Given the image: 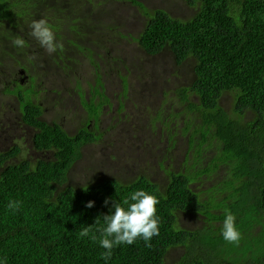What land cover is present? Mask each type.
Returning a JSON list of instances; mask_svg holds the SVG:
<instances>
[{"label":"trees","instance_id":"obj_1","mask_svg":"<svg viewBox=\"0 0 264 264\" xmlns=\"http://www.w3.org/2000/svg\"><path fill=\"white\" fill-rule=\"evenodd\" d=\"M129 1L146 14L144 28L138 38H133L138 46L149 55L169 48L179 63L191 59L196 76L190 87L177 90L176 100L163 101L160 114L150 117L152 125L159 119L164 123L165 117L167 133L173 136V128L182 131L178 122L183 114L187 126L182 134L189 137V142L198 137L201 139L198 144L203 148L205 141L217 142V155L205 166L204 149L197 147L198 167L188 169L187 164H171L164 184L155 181L148 172L131 178V172L126 171L125 176L78 185L70 173L82 157L83 144L95 141V136L86 130L72 135L58 121L52 124L42 120L43 96L39 92L21 84L11 88L4 83L0 92L13 94V100L22 102L23 121L37 130L36 148L54 151L55 155L51 160L36 162L24 155L15 162L12 158L19 155L17 147L0 152V258L6 264H165L171 250L182 246L183 253L171 264H262L264 0H187L198 7L196 14L187 20L173 17L162 8H149L139 0ZM38 3L48 4V1L0 0V54L2 51L14 54L10 45L23 51V62L29 73L32 64L27 52L36 43L30 39L27 42L25 35L31 32L29 25L33 20L45 19L61 37L68 30L66 25L70 30L77 27L71 16L68 15L71 20L61 18L59 9L34 8ZM59 3L57 0L56 4ZM17 37L24 39V47L14 46ZM94 54L92 51L90 58L99 63ZM18 60L15 57L10 62L19 63ZM7 71L6 57H0V78ZM228 92L234 96L232 108L221 103ZM4 102L8 105V100ZM167 102L171 108L177 104H183L184 108L175 116L167 117L163 108ZM89 112L96 114L93 104ZM249 113L253 114L250 119ZM10 116L14 119L12 112ZM176 144L177 139L169 140V152ZM163 162L159 165L165 170ZM223 166L228 168V177L222 182L225 189L219 188L216 192L211 188L205 195L194 189L193 183H204V179L215 176ZM136 190L158 197L159 235L152 238L151 246L138 238L131 245L114 247L111 258L105 262L101 254L106 250L100 247L99 240L81 238L79 233L83 228H90V236L95 234L99 238L97 229L104 224L103 216L110 214L113 201L123 204ZM10 200L20 202L18 211L7 207ZM88 201H94V206L86 207ZM225 209L235 216L242 234L239 244L222 238ZM181 215H194L197 220L203 216L204 220L194 229H188L179 226Z\"/></svg>","mask_w":264,"mask_h":264},{"label":"rangeland","instance_id":"obj_2","mask_svg":"<svg viewBox=\"0 0 264 264\" xmlns=\"http://www.w3.org/2000/svg\"><path fill=\"white\" fill-rule=\"evenodd\" d=\"M59 1L60 6L65 10L64 13L60 11L61 18L66 17L68 20H71L68 18L69 15L75 20L74 23L77 26L71 28V31L68 25H66L65 29L68 30L62 34L59 42L64 44L67 51L71 47L78 49L80 47L78 44L89 46L95 52L94 58L96 60L102 64L103 58L108 60L105 63L106 65H104V71L106 73L105 79H107L111 98L108 103L110 107L109 113L102 124L103 129L107 128L108 130L106 137L98 145L88 147V154L77 162L70 173V177L73 182L77 181L76 183L80 185L85 183V181H101L107 178L118 177V175H124L123 172L126 171H131V178H137L140 174H145L150 171L151 174L158 172V177H154V180L164 184L166 182V176L158 170V164L162 161L161 156L170 154L171 161L178 166L181 164L183 156L185 154L188 155L189 151L195 148V145L197 147L201 146V143L198 144V137L196 139L192 138V142H189L188 136L183 135L186 130L184 127L187 126L184 123L185 117H183L178 122V125H181L183 131L181 132L183 134L180 135V140L177 139L178 143L172 149V152L165 154V127L161 121H158L155 126L152 125L150 117H156L158 115L163 101L169 102L168 97L164 95L162 90H167V92L171 91L169 94L170 97L175 95L173 93L175 91L173 87L177 84L175 80L165 82L166 79L172 77L175 71L185 73L186 76L183 80V85H190L193 78L191 75H194V71L190 65L192 60L189 59L184 63H178L169 48L164 49L158 54H153V56L147 54L143 48L139 47L133 38H138L139 32L144 28L146 14L143 13L140 6L134 5L129 0ZM139 1L146 3L149 8H162L167 10L173 17L185 20L193 17L198 10V7L189 4L187 0ZM71 39L78 42V44ZM133 46H138L140 51ZM10 49H12V45H10ZM76 51L70 58H78ZM132 53H136L137 55L133 56ZM101 55L104 57L101 58ZM5 57L8 63V56ZM145 58L149 60L146 61ZM78 62L73 69L80 68L79 70H81V73L86 78L85 84L87 86V83L94 82V68L91 64V58L84 57ZM43 71L45 76L43 79L49 91L43 94L41 101L46 102L54 120L64 121L67 111L73 110L71 109L73 105L70 97L68 100L64 97L59 99V95L62 94L57 89H66L69 84L73 83L71 78L74 76L60 73L61 70H59V67L55 65L54 60L51 58L45 61V69ZM3 79L4 77L0 78V87L4 82ZM120 80L129 82V87L121 89ZM5 100H8V96L4 97L2 101L4 104L3 119H8L11 117L10 108L16 109L17 103L11 98L12 102L6 105ZM194 100L199 101L197 97H194ZM168 102L163 106V108H166L167 117L175 116L184 108L183 104H177L174 108H171L170 106L172 105ZM221 103L228 108H232V104L234 103L233 93L228 92L224 94L221 98ZM60 105L62 107L57 108ZM54 106L57 107L54 108ZM172 112L174 114H171ZM248 115V119H250L253 114L249 113ZM68 118L75 119L72 112L68 115ZM19 121V113L16 115V120H7L8 132H5V134L8 137V147L21 134ZM208 142L204 144V149L207 152L205 159H208L207 161L210 162L217 155L219 149L217 142ZM24 155L28 157L27 150L22 153L21 157ZM31 157L33 156L31 155ZM14 161L17 162L16 160ZM191 167L192 165H189L188 169ZM134 170H136V174L132 173ZM227 177L228 168L223 166L209 180L204 179V183H196L192 186L196 190H204L205 195L208 194V189L211 188L212 190L219 188L225 189V185L222 182ZM166 186H163V188ZM216 192L218 191L216 190ZM224 195L225 193L221 197H224ZM203 220V216L197 220L194 215L185 217L181 215L179 226L194 229L196 226L202 224ZM183 251L184 248L182 246L171 250L170 256L165 260V264H171L173 260L176 263L179 259L178 254L183 253Z\"/></svg>","mask_w":264,"mask_h":264},{"label":"flooded vegetation","instance_id":"obj_3","mask_svg":"<svg viewBox=\"0 0 264 264\" xmlns=\"http://www.w3.org/2000/svg\"><path fill=\"white\" fill-rule=\"evenodd\" d=\"M47 1H48V4L38 3L37 5H33V7L34 8H49V9H52L55 11H57V9H59V11L65 12V10L62 9L63 7L60 6V3L56 4L57 0H47ZM52 2H54V3H52ZM24 8L30 9L27 5H24ZM30 10L31 11H37L35 9H30ZM59 16L61 17V14ZM54 32H57V31H54ZM28 33L30 35V32H27L25 35V37L27 38L26 39L27 42L30 39L32 41L34 40L35 42L34 41L33 42L36 43V45L33 48L29 47L28 52H27L28 53V55H27L28 59L29 60L31 59V61H30V63L32 64V67L30 69L31 72L29 73V68L23 62V59H24L23 58V56H24L23 51L19 50L18 48H14L15 50L11 49L14 54H8V52L3 53V51H2V55L0 54V57L8 56V71H7V75L3 79L4 80L3 84L6 83V84H8V87H11V88H16L17 84H21L25 87L31 88L32 90L34 89L35 92H39V95L43 96V94L45 92L49 91V88L43 79L45 77L43 69H45V61L48 58H51L54 60L55 65L59 67V70H61L60 73H63L64 75L67 74L69 76L70 75L74 76L73 78H71L73 80V83L69 84L66 89H64V88L57 89V91L62 94V95H59V99L64 97L66 100H68L70 97V100L72 101V105H73L71 107V109H73V110L67 111L64 121H61V122L58 121L57 122L56 120H54L53 116L50 114V111L46 105V102L40 101V104L42 107V112H41L40 118L42 120L48 122V123L53 124L54 122H57V123L61 124L64 127V129L72 135L79 134L81 131H84V130H86L90 134H93L95 136L96 140L93 142H90V143H84L83 144V147L81 149V151H82L81 159H82V158H84L85 155L88 154V147L98 145L99 142L101 143L104 140V138L106 137L107 132H108L107 128L103 129V125H102L105 117L109 113L110 107H109L108 102H110V100H111L110 94H109V86L107 84V79H105L106 73L104 71V65H106V64L103 61H102L103 64L101 62L95 63L91 59V64L94 68V70H93L94 82H89V83H87V86H86V84H85L86 78L84 77L83 73H81V70H79L80 68L76 69V70H74L73 68L75 67L76 63L80 59H82L84 57L89 59L91 56L90 54H92L93 49L89 48V46H86V45L82 46L81 44H78V42H76L75 40L71 39L76 44L80 45V47L78 49L71 47V49L67 51L64 44L60 43L59 44L60 46L58 47L56 52L49 53L46 51L45 48L41 47V45L39 44V42L37 40H35V38H33V37L30 38ZM22 35H24L23 32H22ZM55 37H56L57 42H59L61 39L60 38L61 34H55ZM16 50H18V51H16ZM73 50H75V51L78 50L76 52H77V56L79 59L78 58H70L71 55L75 52ZM13 55H15V56H13ZM132 55L136 56L137 54L132 53ZM15 57L20 59V60H18L19 63H16L15 61L13 63L10 62L11 60H14ZM145 60L148 61L149 59L145 58ZM78 64H80V63L78 62ZM74 72H75V74H74ZM185 76H186L185 73L175 71V73L172 75V77H170L169 79H166V81H165L166 83L170 82L171 80H175V82L177 83L173 87V88H175V91H173V93H175L174 96H171V97L169 96L171 91H168V92H167V90L165 91L166 96L168 97L170 102L176 100V98L178 97L176 95V92L180 87H182V88L190 87L192 85V82L196 78V76L191 75V77L193 76L192 81H191L189 86H186V85H183V80H184ZM120 81H121V83H120L121 89L129 87V82H126V81L123 82L122 80H120ZM3 84L0 87V89L4 86ZM28 90L30 91V89H28ZM66 90H67V92H66ZM7 96H8V104H10L12 102L11 98L14 95L9 94V93H8V95H4L2 93V91L0 92V131H1V133H0V152H6L7 150H10L12 148L17 147L19 149V155L12 158L13 160H16V161L19 160L21 158L22 153L25 152V150H27L28 159L31 160L32 162H36L38 159H46V160L53 159L54 155H55L54 151H51V150L44 151V150H40V149L36 148L35 135H36L37 130H36V128L31 127L26 121H23L22 112H21L22 102L16 98H15L16 103H17L16 109L15 110L10 109V114L12 112L14 119H11V117H10V120H16V115H17V113H19V119H20L19 128L21 129V134L18 136V139L15 141L13 140L12 145L8 147V144H7L8 137L5 134V132H8V125H7L8 119L7 120L3 119V115H4L3 114V105L4 104L2 103L4 97H7ZM194 97H197V96L192 95L193 99H194ZM91 104H93L96 107V114L95 115H91L89 112ZM56 107L57 106H54V108H56ZM61 107L62 106L60 105L57 108H61ZM175 110H177V109H175ZM159 111H160V108H159ZM71 112H72V115L75 117L74 120H72L71 118H68V115ZM178 113H180V111ZM159 114H160V112H159ZM182 116L185 117V115H183V114H182ZM158 121H161V120L159 119ZM163 122H164L163 126L165 127V125H166L165 123L167 122L165 117H163ZM175 124L173 122L170 124V126H173ZM166 132H168V129L165 127L164 133H166ZM172 133H173V136L166 135V143L164 145V153L165 154L167 152H169V140H175V139L180 140V135L182 134L180 129L175 130L174 128L172 129ZM199 140L201 141V139H199ZM177 143H178V141H177ZM206 143H209V142L205 141L204 144H206ZM200 149L203 150L204 148L200 146ZM197 150H198L197 145H195V148L190 150L188 155L185 154L183 156V158L181 159V164L182 165L187 164V165H192L193 167L194 166L198 167V161H197L198 152H197ZM160 151L162 152V150H160ZM164 153H163V155H164ZM31 155L33 157H31ZM203 156L205 158L207 156V152L205 151V149H204V151H202V162H204V165L206 166V164L208 163V161H207L208 159H203ZM170 158H171L170 154H168L167 156H165V155L161 156V160L164 161L163 163L166 167L165 170L162 169V165L158 164L159 172H163L165 174L166 178H168L167 177L168 176V172H167L168 169L172 168L171 164H174ZM182 168H184V167L182 166ZM184 169H186V168H184ZM132 173L136 174V170L132 171ZM148 174H151V172L148 171ZM152 175H153V177H158V172H155ZM119 176H125V175H118V177ZM202 176L206 177V176H208V174H203ZM201 191L205 192L204 190H201Z\"/></svg>","mask_w":264,"mask_h":264},{"label":"clouds","instance_id":"obj_4","mask_svg":"<svg viewBox=\"0 0 264 264\" xmlns=\"http://www.w3.org/2000/svg\"><path fill=\"white\" fill-rule=\"evenodd\" d=\"M29 27L31 29L30 35L39 42L41 47L49 53L57 51L60 45L56 40L54 30L45 19L33 20ZM13 44L14 46L24 47L25 41L23 38L17 37ZM133 47L140 51L139 47ZM187 60L185 59L182 63ZM162 92L166 94L165 90H162ZM165 135L169 134L166 132ZM104 203L107 205L109 201L106 199ZM158 204L159 199L156 195L145 190H136L130 195L129 199L123 201V204L113 201L110 214L103 216L104 224L97 229L100 233L99 238L95 234L90 236V228L81 229L79 236L81 238L89 237L92 241L98 239L100 247L106 250L101 254L105 262L111 258L114 247L123 244L131 245L138 238L143 239L146 246H151L152 238L158 236L160 230V218L157 215ZM93 206L94 201H88L86 204L88 208ZM7 207L13 212L18 211L20 202L10 200ZM224 212L222 238L228 243L239 244L242 234L236 226L235 216L229 209H225ZM95 223H99V221L96 220ZM0 264H6V261L0 258Z\"/></svg>","mask_w":264,"mask_h":264}]
</instances>
